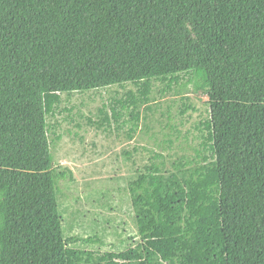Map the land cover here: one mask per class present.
<instances>
[{"label":"trees","instance_id":"16d2710c","mask_svg":"<svg viewBox=\"0 0 264 264\" xmlns=\"http://www.w3.org/2000/svg\"><path fill=\"white\" fill-rule=\"evenodd\" d=\"M191 93L209 99L218 172L172 120L137 139L144 106ZM65 113L120 142L123 222L84 247L59 210ZM77 183L78 206L94 187ZM215 201L228 264H264V0H0V264H214L200 230Z\"/></svg>","mask_w":264,"mask_h":264},{"label":"rangeland","instance_id":"374dc122","mask_svg":"<svg viewBox=\"0 0 264 264\" xmlns=\"http://www.w3.org/2000/svg\"><path fill=\"white\" fill-rule=\"evenodd\" d=\"M198 95L187 94L184 99L179 96H169L144 106L143 120L137 139L145 141L150 139L149 135H153V142L163 140L164 128L168 120H172L170 132L173 139L184 145L191 144L200 148L206 155L207 171L218 172L209 99L201 94ZM194 98L199 103H196ZM73 99L72 103L76 104L80 103V100L86 101V96H74ZM72 103L65 101L67 106H71ZM82 110L87 112V107H82ZM77 113L78 110L75 109L74 115ZM170 113L173 118H169ZM66 116L67 113L61 116V127L58 130L55 128L54 131H50L53 141L51 152L55 161L66 164L61 169H66L73 174V183L69 180L67 191L58 187L57 192L59 210L64 217V233L79 238L77 246L84 247V239L92 235L104 238L103 240L108 239L110 232L104 231V226L108 225L109 221L112 225H120L123 222V212L127 206L120 198H115L118 195L113 191L117 188L116 185L122 183L123 173L119 172L120 164L116 162V150L120 142L116 135L110 136L97 132L85 123L81 126L76 123L71 124L66 121L70 120ZM125 131H120V134L124 135ZM57 135H62V138L56 141ZM79 181L87 185L89 181L94 188H86L87 200L84 204L77 206L71 196L74 193L84 192L78 186ZM209 211L210 217L200 230L203 240L208 245L214 264H228L220 202H213L209 206ZM126 229V231L116 232V237L126 238L130 235L131 227ZM110 248L112 247L109 245L106 249ZM116 248L117 246L114 249Z\"/></svg>","mask_w":264,"mask_h":264}]
</instances>
